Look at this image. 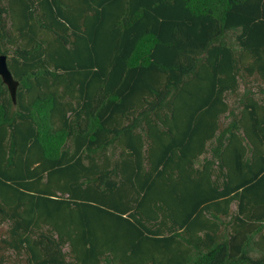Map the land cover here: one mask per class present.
<instances>
[{
	"label": "trees",
	"instance_id": "trees-1",
	"mask_svg": "<svg viewBox=\"0 0 264 264\" xmlns=\"http://www.w3.org/2000/svg\"><path fill=\"white\" fill-rule=\"evenodd\" d=\"M1 54L0 264H264V0H0Z\"/></svg>",
	"mask_w": 264,
	"mask_h": 264
},
{
	"label": "water",
	"instance_id": "water-1",
	"mask_svg": "<svg viewBox=\"0 0 264 264\" xmlns=\"http://www.w3.org/2000/svg\"><path fill=\"white\" fill-rule=\"evenodd\" d=\"M0 78L7 87L12 100L15 101L18 82L14 80L7 65V58L3 54L0 55Z\"/></svg>",
	"mask_w": 264,
	"mask_h": 264
},
{
	"label": "rangeland",
	"instance_id": "rangeland-1",
	"mask_svg": "<svg viewBox=\"0 0 264 264\" xmlns=\"http://www.w3.org/2000/svg\"><path fill=\"white\" fill-rule=\"evenodd\" d=\"M248 84L249 86H253L256 88V86L258 85V83H256L255 81L253 80H249L248 81ZM223 122H226V120H224ZM5 232H6V226H2L0 227V236H4L5 235Z\"/></svg>",
	"mask_w": 264,
	"mask_h": 264
}]
</instances>
